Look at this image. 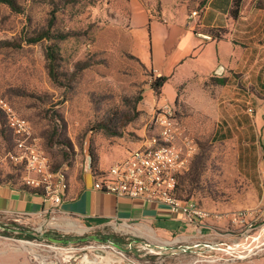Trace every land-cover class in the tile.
I'll return each mask as SVG.
<instances>
[{
  "label": "rangeland",
  "instance_id": "1",
  "mask_svg": "<svg viewBox=\"0 0 264 264\" xmlns=\"http://www.w3.org/2000/svg\"><path fill=\"white\" fill-rule=\"evenodd\" d=\"M12 1L15 9L0 4V97L29 122L32 136L53 170L68 171L76 164L79 166L87 154L94 163L97 142L111 138L106 128L126 133L128 123L140 117L137 109L145 86L157 79L151 78V73L130 51L127 0ZM148 1L152 5L153 0ZM176 1L186 6L189 16L198 12L202 0ZM155 6L158 8V3ZM43 33L47 37L28 43ZM58 35L65 39L59 40ZM47 48L57 49L55 77L49 75ZM80 62H88L90 66L76 72L75 65ZM217 84V79L208 77L180 86L174 106L182 113L183 129L196 144L187 173L193 175L202 160L197 158H205L199 180L193 182L194 197L201 193L199 197L205 194L207 199L228 205L231 201L248 200V189L258 181V176L252 162L253 148L237 146L230 134L221 140H211L214 124L207 121L210 117L202 121L203 130L193 129L202 119L200 108L214 104L213 93L206 98L204 87ZM142 118L143 122L149 121L148 117ZM13 145L12 133L0 113V179L23 187L24 172L6 157ZM226 219V225L213 228L212 235L200 237L199 243L173 244L180 251L168 255L169 249L146 246L145 250L136 243L122 251L100 234L79 236L48 231L39 235L33 230L40 226L37 222L0 216V248L25 251L29 259L44 264H79L85 256L101 260L98 264H114L110 258L124 260L122 264L128 263L126 259L138 264H264V226L253 224L254 228L249 230L248 225L239 223L241 227L235 229L230 226V219ZM45 236L73 241L78 250L69 263H66L69 252L56 254L39 244L50 243ZM256 237L259 239L255 240ZM233 245L238 246L237 252L244 251L243 255L256 247V254L237 258L242 254H232Z\"/></svg>",
  "mask_w": 264,
  "mask_h": 264
},
{
  "label": "crops",
  "instance_id": "2",
  "mask_svg": "<svg viewBox=\"0 0 264 264\" xmlns=\"http://www.w3.org/2000/svg\"><path fill=\"white\" fill-rule=\"evenodd\" d=\"M126 2L130 51L151 73V78H166L159 94L156 96L148 83L137 109L140 117L128 123L126 133L97 142L94 163L87 154L79 166L76 164L68 171L61 169L68 187L59 205L52 206L33 189L0 179V216L37 222L40 226L33 230L39 235L48 231L79 236L100 234L121 250L136 243L139 247L169 249L168 255L180 251L173 244L199 243L200 237L212 235L213 228L226 225V217L232 228L241 227L232 221L235 212H251L245 221L264 226V0H206L198 10L197 20H190L189 10L176 0H153L152 5L148 0ZM218 71L220 75L215 74ZM208 77L222 83L204 87L206 98L213 93L214 104L200 108L202 119L193 129L203 130L202 121L210 117L207 121L214 124L211 140H221L230 134L237 146L254 149L252 162L256 164L258 181L248 189V200L231 201L227 205L207 199L205 194L199 197L201 193L194 197L191 180L193 177L199 180L204 157L197 158L202 160L195 167L196 176H190L188 169L180 173L183 175L179 176L176 188V196L181 201L191 189L190 200L211 213L204 223H187L181 215L171 213L156 202L120 198L94 188V183L112 164L123 160L128 152L146 146L149 138L157 133L152 122L155 108L161 104L175 108L180 86ZM176 112L182 126V113ZM143 116L149 118L147 123L143 122ZM45 238L53 244L74 245L70 240ZM24 252L0 248V264H44L37 259L32 261ZM110 259L114 264L124 263V260Z\"/></svg>",
  "mask_w": 264,
  "mask_h": 264
},
{
  "label": "built area",
  "instance_id": "3",
  "mask_svg": "<svg viewBox=\"0 0 264 264\" xmlns=\"http://www.w3.org/2000/svg\"><path fill=\"white\" fill-rule=\"evenodd\" d=\"M198 18L197 11L189 15L190 20ZM248 111L252 112L251 109ZM0 113L5 117L6 126L14 138L13 150L7 152L6 157L24 172L23 185L38 191L52 206L59 205L66 196L68 187L65 173L52 169L41 146L32 136L29 122L18 116L10 103L2 97ZM176 113V109L168 104L155 108L152 122L157 127V133L149 138L146 146L128 152L123 160L112 164L94 183V188L120 198L156 202L166 206L171 213L181 215L187 223H204L211 213L194 201L184 202L176 196L177 176L187 171L196 152L194 140L184 135ZM247 216H251V212H235L232 214V221L245 223L252 230L254 225L245 221ZM258 239L259 237L255 238ZM39 244L52 249L56 254L69 252L66 263L70 262L73 253L78 250L75 245ZM237 247H230L232 254L244 252H237ZM141 249L147 248L141 246ZM256 249L250 248L245 255L235 257L253 256Z\"/></svg>",
  "mask_w": 264,
  "mask_h": 264
},
{
  "label": "trees",
  "instance_id": "4",
  "mask_svg": "<svg viewBox=\"0 0 264 264\" xmlns=\"http://www.w3.org/2000/svg\"><path fill=\"white\" fill-rule=\"evenodd\" d=\"M206 0H202L199 4V8L202 7L204 4H205ZM0 4H6L8 5L11 9H15V6H14V3L12 0H0ZM52 24H50L49 26H51ZM47 37V34H41L40 36H38L37 38H34V39H30L28 40V43H37L38 41H40L41 39ZM59 40H64L65 37L61 36V35H58L57 36ZM55 48H47L46 50V61H47V67L49 69V75L52 77L54 76V66H55V62H56V56H57V49ZM90 66V63L88 62H80V63H77L75 65V71L76 72H81L83 71L84 69H87L88 67ZM55 77V76H54ZM166 81V78L164 77H159L157 79H155L151 84H150V87L151 89L156 93V94H159L160 92V89L161 87L163 86V84L165 83ZM219 83H222V80H218ZM106 130L110 131L109 132V135L111 136H115V135H119L117 132H114L113 130H111V128H106ZM191 164V162H190ZM53 169V168H52ZM56 170V169H54ZM60 170V169H58ZM197 174V173H196ZM196 174H194V176H196ZM183 174H179L177 176V184H178V178L179 176H181ZM196 181V178L193 177L192 180H191V184L193 186V182ZM24 188H27L25 186H23ZM36 191V190H35ZM38 192V191H36ZM39 193V192H38ZM193 196V193L191 192V189L188 190L187 194H186V197L183 199L184 202H188V201H191L190 198ZM182 200V199H181Z\"/></svg>",
  "mask_w": 264,
  "mask_h": 264
},
{
  "label": "bare ground",
  "instance_id": "5",
  "mask_svg": "<svg viewBox=\"0 0 264 264\" xmlns=\"http://www.w3.org/2000/svg\"><path fill=\"white\" fill-rule=\"evenodd\" d=\"M104 260H105V258H104ZM101 262V260H91V259H89L88 257H84L81 261H80V263L79 264H98V263H100Z\"/></svg>",
  "mask_w": 264,
  "mask_h": 264
},
{
  "label": "water",
  "instance_id": "6",
  "mask_svg": "<svg viewBox=\"0 0 264 264\" xmlns=\"http://www.w3.org/2000/svg\"><path fill=\"white\" fill-rule=\"evenodd\" d=\"M215 74H216V75H220V74H221V72H219V71H218V72H215Z\"/></svg>",
  "mask_w": 264,
  "mask_h": 264
}]
</instances>
